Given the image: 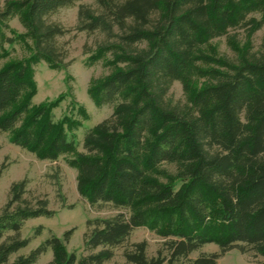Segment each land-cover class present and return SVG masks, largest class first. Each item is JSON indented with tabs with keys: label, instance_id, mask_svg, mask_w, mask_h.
<instances>
[{
	"label": "trees",
	"instance_id": "trees-1",
	"mask_svg": "<svg viewBox=\"0 0 264 264\" xmlns=\"http://www.w3.org/2000/svg\"><path fill=\"white\" fill-rule=\"evenodd\" d=\"M80 1L5 0L0 50L15 42L6 32L17 18L32 55L0 67V132L40 160L73 155L80 196L120 212L87 221L81 257L66 248L69 231L11 262L30 244L25 222L55 215L26 179L14 182L0 212V264H36L49 250V264H109L120 249L127 264H218L233 250L264 264V43L237 61L208 50L232 30H261L264 0H94L95 8L79 6L73 29L51 19ZM72 31L101 36L89 64L104 60L109 73L92 81L90 96L113 106L86 133L83 152L69 135L80 122L55 120L60 97L33 103L35 68L66 69L70 52L60 39ZM198 78L204 83L194 91ZM175 82L184 103L169 98ZM142 227L167 239L165 252L150 257L146 241L130 242ZM208 244L219 250L202 251Z\"/></svg>",
	"mask_w": 264,
	"mask_h": 264
},
{
	"label": "rangeland",
	"instance_id": "rangeland-1",
	"mask_svg": "<svg viewBox=\"0 0 264 264\" xmlns=\"http://www.w3.org/2000/svg\"><path fill=\"white\" fill-rule=\"evenodd\" d=\"M91 5L94 0H82L71 8L60 10L52 16V20L61 23L67 29H73L77 24L78 9L80 5ZM5 0H0V11L4 8ZM11 31L6 32L8 37L15 38L12 44L5 43L0 50V67L5 63L22 60L32 55V43L23 41L21 35L25 29L17 18L9 23ZM98 34L89 35L85 32L72 31L61 38L69 48L70 65L66 69L55 70L45 62L35 68L34 80L37 86V95L33 99L34 105L54 101L60 97V105L54 109L56 121L64 117L73 118L80 122V126L69 131L70 138L75 139L77 149L83 152V142L86 133L109 118L113 113V106L98 107L90 96V86L93 80L103 78L109 73L105 61L89 64V58L95 53L97 44L101 41ZM264 27L251 35L246 29L230 31L228 36L214 39L208 46L209 53L221 59L237 61L238 57L249 47L252 52L263 50ZM203 78H198L193 86L194 91L202 88ZM63 96V97H62ZM169 98L174 103H184L186 95L180 82H175L170 90ZM83 108L84 113L80 111ZM73 155H65L57 161L40 160L36 155L12 144L11 134L0 132V168L5 170L0 179V212L8 200L10 187L14 182L26 179L28 191L31 196H42L49 200V208L55 211L51 218L40 217L25 222L21 232L22 237L30 239V244L12 255L11 262L19 256H27L38 246L52 236L64 238L66 232L72 231L66 248L69 253H76L78 257L87 254L84 247L87 221L108 219L120 212L112 204L91 206L83 199L77 188V170L69 165ZM165 169L174 171L170 166ZM146 241L147 253L150 257L157 256L159 250L165 252L167 239L159 236L148 227L137 229L131 243ZM219 250L216 244L203 247L204 252ZM233 258L228 257L220 264H257L253 256L242 255L238 250H233ZM198 252L192 257L198 256ZM242 255V256H240ZM53 259V252L49 250L43 254L36 264H49ZM109 264H127L122 256V250L116 252L115 258ZM167 264V263H165Z\"/></svg>",
	"mask_w": 264,
	"mask_h": 264
},
{
	"label": "crops",
	"instance_id": "crops-1",
	"mask_svg": "<svg viewBox=\"0 0 264 264\" xmlns=\"http://www.w3.org/2000/svg\"><path fill=\"white\" fill-rule=\"evenodd\" d=\"M215 252H217V251H215ZM232 252H233V251H230V252H228L226 255H224V256L219 260L218 264H220L221 261H223L224 259H227V258L230 257L231 255H233ZM242 255H243V254H242ZM242 255H240V256H242ZM230 258H233V256L230 257Z\"/></svg>",
	"mask_w": 264,
	"mask_h": 264
}]
</instances>
